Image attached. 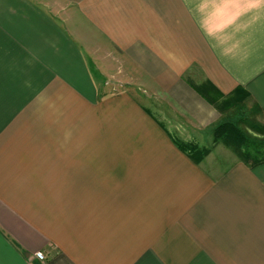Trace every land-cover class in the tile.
Segmentation results:
<instances>
[{"label":"crops","instance_id":"1","mask_svg":"<svg viewBox=\"0 0 264 264\" xmlns=\"http://www.w3.org/2000/svg\"><path fill=\"white\" fill-rule=\"evenodd\" d=\"M123 61L198 134L202 85L264 124V0H0V264H264V160L182 150Z\"/></svg>","mask_w":264,"mask_h":264},{"label":"rangeland","instance_id":"2","mask_svg":"<svg viewBox=\"0 0 264 264\" xmlns=\"http://www.w3.org/2000/svg\"><path fill=\"white\" fill-rule=\"evenodd\" d=\"M118 64L120 66V71L112 72L110 73L112 75L108 77V81L110 82L109 91L113 93L120 89H124L118 84L120 81L124 82L122 84L123 87L134 91L133 93H136V95L141 98L143 105L157 115L156 117L159 121L163 120L165 125L170 126L175 134V141L191 150L194 157L202 158V155H204L210 147L219 150H234L243 157L246 145L253 148L256 144L263 142L264 124L255 115L256 110L254 111L252 108L245 107L244 105L242 106V104L239 106L237 105V107H231L222 112L220 121L206 130L209 134L206 135L202 132L198 134L194 129L188 128L194 125L190 121L191 119L182 115V109L172 102L165 90L159 85L152 83L147 77L134 71L133 68L125 64L124 61ZM184 79L188 82L197 83L200 80V76L195 72H190L186 74ZM226 122L230 124H225ZM229 126H235L236 129H231ZM237 127L242 130L247 137L248 142L245 144L244 142L242 143V140H245L243 136L237 133ZM186 131L192 134L189 135ZM200 142H206V145Z\"/></svg>","mask_w":264,"mask_h":264},{"label":"trees","instance_id":"3","mask_svg":"<svg viewBox=\"0 0 264 264\" xmlns=\"http://www.w3.org/2000/svg\"><path fill=\"white\" fill-rule=\"evenodd\" d=\"M196 90L204 98H206V100L208 102L213 104L216 108L220 109L221 111L230 109L231 107H237V105H239V102L241 99L239 90L234 91L232 94H230L228 96H223L219 92L213 93L212 88L208 87V85L207 86L202 85V86L196 87ZM220 98H222V99L220 100ZM225 124H230V123L226 122ZM225 126H228V125H225ZM229 127L231 129H236L235 126H229ZM237 133L239 135L241 134V136H243V138L245 139L244 141L242 140V143L244 142V144H245L246 142H248L247 137L242 130H240L238 128ZM261 147H263V148H261ZM180 148L184 151H188V153L190 152L192 154V155L190 154L192 157L194 156L192 151L189 150L188 148L186 149V147L183 144H180ZM243 153H244L243 154L244 158L251 157V158H254L256 160H264V140L262 143L256 144L255 146H253V148L246 145Z\"/></svg>","mask_w":264,"mask_h":264},{"label":"built area","instance_id":"4","mask_svg":"<svg viewBox=\"0 0 264 264\" xmlns=\"http://www.w3.org/2000/svg\"><path fill=\"white\" fill-rule=\"evenodd\" d=\"M35 257L38 259H43L44 256H43L42 252L38 251L35 253Z\"/></svg>","mask_w":264,"mask_h":264}]
</instances>
